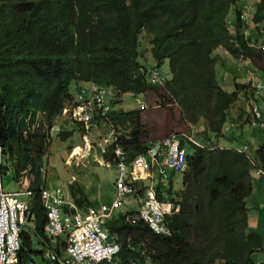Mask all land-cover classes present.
<instances>
[{"label": "trees", "instance_id": "trees-1", "mask_svg": "<svg viewBox=\"0 0 264 264\" xmlns=\"http://www.w3.org/2000/svg\"><path fill=\"white\" fill-rule=\"evenodd\" d=\"M244 9L241 0H0L1 171L4 177L11 170L17 183L28 179L34 192L30 212L35 231L22 229L17 264H39L36 257L43 261V251L34 249L28 232H34L37 243L45 236L41 167L52 142L50 128L72 100L75 86L95 82L111 94L103 125L97 116L91 123L114 131V142L102 154L105 163L116 164L117 148L127 163L146 151L142 110L115 107L124 94L146 96L158 89L149 82L150 68L139 62L143 31L153 67L167 63L170 74L163 85L165 95H157L159 104L176 105L184 122L197 128L203 122L204 132L194 136L197 144L186 145L181 189L175 192L174 173L160 177L154 186L159 201L180 207L165 217L170 235H156L143 222L129 223L133 211L114 213L106 227L120 251L112 261L99 264H264L261 258L254 260L264 252V237L250 231L246 204L252 194L251 169L264 171V143L252 156L246 145L243 150L222 147L237 140L225 136L229 119L240 131L246 126L263 130L260 104L247 102L251 113L244 109L247 116L241 124L229 113L240 94L248 99L250 63L255 70H262L258 64L264 63L259 42L253 43L247 31L252 26L264 41V0L255 1L249 23ZM229 61L232 71L245 79L235 81L233 92L222 89L217 78V65L222 68ZM262 71L259 82L264 84ZM72 136L62 132L58 137L66 141ZM222 140L226 143L221 146ZM69 188L77 207L89 205L81 188ZM44 264L56 263L46 257Z\"/></svg>", "mask_w": 264, "mask_h": 264}, {"label": "built area", "instance_id": "built-area-1", "mask_svg": "<svg viewBox=\"0 0 264 264\" xmlns=\"http://www.w3.org/2000/svg\"><path fill=\"white\" fill-rule=\"evenodd\" d=\"M242 17H245L244 14ZM259 48L264 52V44ZM148 79L157 88H163L166 82L156 67L148 70ZM111 100L106 87L95 82L83 83L74 87L72 100L55 120L62 118L88 130L93 118L97 116L103 125L111 110ZM138 105L139 110L148 108L139 101ZM261 115L256 113L257 117ZM259 125L264 128V122ZM50 129V132L57 130L54 126ZM114 136V131L109 130L103 141L104 147H100L102 154L114 142ZM84 139V144L89 145L86 137ZM188 142L197 144L185 133H172L154 143H148L146 151L130 163L125 161L119 148L115 149L117 174L115 194L110 205L79 208L72 200L69 201L64 188L41 189L39 200L47 218L45 237L53 240L61 236L65 238L64 254L50 252L47 257L56 264H99L112 261L120 251V244L108 234L106 225L113 214L121 209L128 195L137 200L139 208L127 221L143 222L156 235L169 236L170 231L164 225L165 217L178 213L180 207L170 201L158 200L153 188L154 174L158 171V176L162 178L167 177V171L181 174L185 170ZM69 158L78 160L80 153L76 154L73 150ZM1 168L0 147V264H17L21 229L28 222L34 192L30 189L12 192L5 190ZM255 170L256 175L264 179V171L259 168Z\"/></svg>", "mask_w": 264, "mask_h": 264}, {"label": "rangeland", "instance_id": "rangeland-1", "mask_svg": "<svg viewBox=\"0 0 264 264\" xmlns=\"http://www.w3.org/2000/svg\"><path fill=\"white\" fill-rule=\"evenodd\" d=\"M242 8L247 5L249 8L246 10L244 9V13H246V20L249 21L251 15H252V0H241ZM234 16V12H233ZM247 31L249 32V37L251 38L252 42H259L260 46L264 44V41H262V37L259 38L258 34L256 33L255 29L250 26V28H247ZM142 33V37L140 36V57L139 62L141 65L146 66L147 68H151L153 64L152 57L150 55L149 50V44L147 43L148 37L147 33ZM262 42V43H261ZM259 46V45H258ZM261 53V52H260ZM224 60H226L224 58ZM224 62L218 61V64L222 65ZM252 65L251 71L247 74L246 81L249 82V88L247 89V99L246 101L242 98V95L240 94L239 101L230 109L229 113L233 114V116L236 118L238 124H241L245 118L246 114L244 112V109L247 113L249 111L251 113V110L249 109V104L257 103V105L260 104L261 110H264V102L259 101V97H261V94L257 92H252L253 87L255 86L258 90L260 86L264 87V84H262V81L259 82V78L261 73H263L264 69V63L258 64L259 67H261L262 70H255V64L252 62L250 63ZM218 68V82L221 85L222 89L228 92H233L235 90V81L236 83H244L245 79L241 74L235 73L237 71L234 68H232V64L229 61L228 63H225L222 68L217 65ZM158 71L164 76V78L168 79L170 76L167 64H164L158 68ZM234 72V73H233ZM241 73V72H240ZM237 77H234V76ZM240 76V79L238 77ZM107 89V88H106ZM256 89V90H257ZM160 94L162 96L165 95L163 88H158L156 92H149L145 97L141 95H132V94H124L121 98V101L119 102V105H116V108H121L124 110H131V109H137L138 107V101L144 102L147 105V109L142 110L149 113V117L154 122H159L160 120L165 121V118H160L159 120V111L160 113L165 116L166 110H171L173 113L172 120L175 121L174 125L176 127H179L177 124H180V126L183 128V132L189 136L190 139L195 141L197 143V140L194 138L196 133H199L204 130V123L201 122L198 125V132L194 129H192L193 126L190 124H187L184 122L180 117V109L175 105L172 109L173 104L165 102L163 106H161L158 102L157 95ZM254 96V97H253ZM257 102H256V99ZM264 97V95H263ZM146 98V99H145ZM112 99V97H111ZM146 100V101H145ZM249 104H248V103ZM261 102V103H259ZM247 104V107H246ZM253 105V106H254ZM254 109V107H253ZM259 110V109H258ZM143 112V113H145ZM260 112V111H258ZM263 114V113H261ZM54 120L53 125L57 129L56 131L51 132V138L52 142L49 147V153L48 156L43 160V164L41 167V174L43 177H45L46 181V189L47 190H54L56 188H64L65 190L68 188L69 193V187L68 182L71 181L74 183L73 187H81V189L84 190V195L89 199V201L92 202H105L104 204L110 205L111 200L113 199V193L115 189V178L117 174V168L114 165H111L110 167H106L104 164L99 163L98 161H101L104 163L100 147H104L103 141L106 140L108 130L99 127V126H93L89 127L88 130H86L84 133L88 137V144H84L85 141L82 139V136L84 133L80 131V126L77 124H74L72 122H69L67 120H64L62 118H59L57 122ZM161 121V123H162ZM232 121L229 119L228 123L225 126V136L226 137H233L235 136L237 140H233L230 144H234V146L242 148L244 145L247 151V154L249 156H252L254 154V151H256L263 143H264V128L263 130H260L261 133L252 134L251 128L248 127L247 129V135H245L244 138H240L239 135H241V131L234 126H231ZM164 126V124H161ZM185 125V127H184ZM160 128V124H158ZM51 130V129H50ZM244 130V129H243ZM259 131V129L254 130ZM168 131V129H167ZM194 131V132H193ZM257 131V132H258ZM62 132H71L72 138L68 139L66 141H61L59 139V134ZM204 132V131H203ZM174 133H180V132H174ZM222 144H225L223 142ZM101 145V146H100ZM74 146L72 149H69L70 147ZM226 146V145H225ZM78 147L80 148V158L78 160H73V158H69L73 150ZM107 147V146H105ZM243 147V148H244ZM255 168L251 169V182L254 184V187L252 188V194L251 197L247 199V207L250 210V231H256L260 235L264 237V179L259 178V181H257V175H256ZM158 171H155V178L153 180V185L157 184L158 180ZM168 178L173 176L170 171H167ZM35 180L33 176H31ZM23 180V179H22ZM26 183H23V187H27L29 189V180L25 179ZM170 181V180H168ZM173 185L175 188V192H178L182 187V177L180 174L174 175V178H172ZM150 181H147L149 183ZM76 183V184H75ZM167 183V181H166ZM257 183V184H256ZM3 185L5 190L7 191H18L20 189V185L13 180L12 171L10 170L8 174H6L3 177ZM71 186V187H72ZM105 200V201H104ZM110 202V203H108ZM103 204V203H102ZM125 209L129 211H137L139 208L137 200L131 195H128L125 198ZM259 213V214H258ZM257 215V216H255ZM46 216V213H45ZM116 215L113 214V216L110 218L109 221L112 219H115ZM47 219V218H46ZM30 220L28 219V222L23 227V232L28 231L27 228H29L31 231H34L33 224H30ZM31 225V226H30ZM34 241V249L35 250H41L43 251L44 257L43 261L41 257H36L37 262L39 264H44L46 260V255L50 253L51 250L55 247V241L50 240V248L49 246L44 245V241L46 240L45 236L39 243L34 240L35 235L34 232L30 233L28 232ZM64 237V236H63ZM62 237V238H63ZM261 258V260H264V252L256 253L254 260H257Z\"/></svg>", "mask_w": 264, "mask_h": 264}, {"label": "crops", "instance_id": "crops-1", "mask_svg": "<svg viewBox=\"0 0 264 264\" xmlns=\"http://www.w3.org/2000/svg\"><path fill=\"white\" fill-rule=\"evenodd\" d=\"M255 1L256 0H252V6L254 5V3H255ZM243 8H249V6H247V5H245ZM250 20V19H249ZM246 23H249V21H246ZM248 34H249V32H248ZM165 64H167V63H165ZM154 66V64H152V66L151 67H153ZM261 91L264 93V87H262V89H261ZM263 93H261V98H262V100L264 99V97H263ZM142 96V95H141ZM143 97V96H142ZM144 97H145V95H144ZM146 99V98H145ZM146 101V100H145ZM139 102L140 103H144V102H141L140 100H139ZM175 105H173L172 106V109H173V107H174ZM137 109H139V105H138V107H137ZM143 112H145V111H142V123H143V125L146 127V129H147V131H148V139L146 140L149 144H151V143H154V142H156L157 140H160V139H162V138H164V137H167V136H169L170 134H172V133H174V132H183V128L180 126V124H177L179 127H176L175 125H174V123H175V121L173 122V120H172V115H173V113L171 112V110H166V115L164 116L163 115V113L161 114L160 112L161 111H159V120H160V118H165L164 120L165 121H162V120H160L159 122H154L148 115H149V113L148 112H145V113H143ZM180 113V112H179ZM58 120H56L55 122H57ZM161 121H162V123H161ZM70 122V121H69ZM158 124H160V128H159V126H158ZM161 124H164V126H162ZM184 127H185V125H184ZM246 128H248V126H246V127H244V128H242V130H241V137L243 138V137H245V135H247V129ZM167 129H168V131H167ZM192 129H194V131L196 130L197 131V127H192ZM244 129V130H243ZM193 131V132H194ZM258 131V130H257ZM252 131L251 130V132H252V134H259V133H261L260 131ZM256 136V135H255ZM82 139H84L83 137H82ZM86 139H88V138H86ZM84 141H85V139H84ZM220 143H221V146H222V143L223 142H225L224 140H222V141H219ZM226 143V142H225ZM226 145V146H225ZM225 145H223L222 147H224V148H233V149H237V150H241L242 148H239V147H236V146H234V144L232 143V144H230V143H227V144H225ZM78 148V147H77ZM76 149V148H75ZM79 149V152H75L76 154L77 153H80V148H78ZM244 149V148H243ZM242 149V150H243ZM74 151H76V150H74ZM101 155H102V153H101ZM99 163H101V164H104L105 166L106 165H109V166H106V167H110L112 164H108V163H103V162H101V161H99ZM114 166H116V165H114ZM154 176H155V174H154ZM168 176V175H167ZM155 178V177H154ZM259 178L260 177H257V181H259ZM158 179H160V177L158 176ZM261 179V178H260ZM262 180V179H261ZM26 180L25 179H23V180H21L18 184L21 186L20 187V189H27V187H23L22 186V184L23 183H26L25 182ZM252 183V182H251ZM68 187H71L74 183H72L71 181H69L68 183ZM76 184V183H75ZM257 184V183H256ZM254 187V184L252 183V188ZM29 188V187H28ZM79 188H81V187H79ZM19 189V190H20ZM30 189V188H29ZM68 188L66 189V193H67V196H68V199H69V201H71L72 199H71V195H70V192L68 193ZM69 190H70V188H69ZM82 191H83V193H84V190L83 189H81ZM253 191V190H252ZM114 194H115V189H114V193H113V198H114ZM251 197V196H250ZM89 200V199H88ZM73 201V200H72ZM105 201V200H104ZM113 201V199L110 201V202H112ZM89 202V205H93L94 207H98L100 204H104L105 202H92V201H88ZM110 202H108V203H110ZM246 204H247V200H246ZM125 207H126V205H125V202L123 203V205H122V207H121V209H119L117 212H115V214H117V213H127V212H132V211H129L128 209L126 210L125 209ZM134 212V211H133ZM136 212V211H135ZM28 219L30 220V224H33V229H34V221H33V219H34V216H33V214H32V212H30L29 213V215H28ZM46 223H47V219H46ZM46 223H45V225H46ZM31 226V225H30ZM34 231H35V229H34ZM44 232V231H43ZM45 234V233H44ZM63 236H61L60 238H58V239H55V240H53V239H50V238H48V237H46V240H43L45 243H44V245L46 246H49V248H50V240H52V241H55V247H54V249L53 250H51L50 252H57V253H60V254H64V251H63V249H64V245H65V238L63 237ZM43 239V238H42Z\"/></svg>", "mask_w": 264, "mask_h": 264}, {"label": "bare ground", "instance_id": "bare-ground-1", "mask_svg": "<svg viewBox=\"0 0 264 264\" xmlns=\"http://www.w3.org/2000/svg\"><path fill=\"white\" fill-rule=\"evenodd\" d=\"M52 131H54V130H52ZM82 137H83V138H85V137L88 138L87 135H86L85 133L83 134ZM75 150H76L75 152H79V149H78V148H76ZM77 154H78V153H77Z\"/></svg>", "mask_w": 264, "mask_h": 264}, {"label": "clouds", "instance_id": "clouds-1", "mask_svg": "<svg viewBox=\"0 0 264 264\" xmlns=\"http://www.w3.org/2000/svg\"><path fill=\"white\" fill-rule=\"evenodd\" d=\"M153 188H154V185H153ZM46 189V188H45ZM12 192V191H11ZM31 202V201H30ZM44 211V210H43ZM24 227V226H23ZM23 227H22V229H23ZM22 229H21V231H22ZM20 243H21V240H20ZM46 257H47V255H46Z\"/></svg>", "mask_w": 264, "mask_h": 264}]
</instances>
